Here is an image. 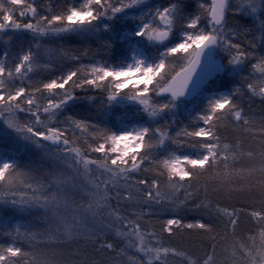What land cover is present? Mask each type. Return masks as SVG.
<instances>
[{
    "label": "snow or ice",
    "instance_id": "snow-or-ice-1",
    "mask_svg": "<svg viewBox=\"0 0 264 264\" xmlns=\"http://www.w3.org/2000/svg\"><path fill=\"white\" fill-rule=\"evenodd\" d=\"M0 264H264V0H0Z\"/></svg>",
    "mask_w": 264,
    "mask_h": 264
}]
</instances>
